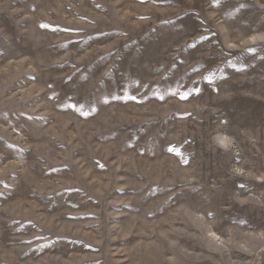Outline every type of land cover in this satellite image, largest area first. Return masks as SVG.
<instances>
[{"label": "rangeland", "instance_id": "rangeland-1", "mask_svg": "<svg viewBox=\"0 0 264 264\" xmlns=\"http://www.w3.org/2000/svg\"><path fill=\"white\" fill-rule=\"evenodd\" d=\"M0 264H264V0H0Z\"/></svg>", "mask_w": 264, "mask_h": 264}]
</instances>
